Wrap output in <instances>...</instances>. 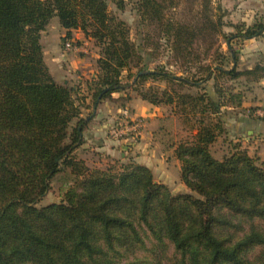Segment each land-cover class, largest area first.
Wrapping results in <instances>:
<instances>
[{"label": "trees", "instance_id": "16d2710c", "mask_svg": "<svg viewBox=\"0 0 264 264\" xmlns=\"http://www.w3.org/2000/svg\"><path fill=\"white\" fill-rule=\"evenodd\" d=\"M108 1L117 11L127 6L126 0H0V264H264V159L239 143L220 159L211 150L224 132L223 108L244 98L220 80L264 78V60L238 70L232 45L264 36V16L232 23L220 0H200L193 21L182 22L173 9L179 0H137L141 22L184 64L198 57L194 42L208 54L223 35L229 67L174 72L170 62L145 67ZM53 18L66 30L62 41L79 29L99 48L87 81L92 104L132 90L171 107L186 131L173 155L190 192L172 193L132 158L99 167L78 157L91 117L80 116L82 98L44 62L40 36ZM129 98H120L121 108ZM60 172L71 183L63 199L38 206Z\"/></svg>", "mask_w": 264, "mask_h": 264}, {"label": "crops", "instance_id": "0c3cea01", "mask_svg": "<svg viewBox=\"0 0 264 264\" xmlns=\"http://www.w3.org/2000/svg\"><path fill=\"white\" fill-rule=\"evenodd\" d=\"M220 1L228 12V21L232 23L244 22L250 25L255 19L264 16V0ZM53 20L54 26L59 24L56 18ZM231 30L226 29L228 32ZM56 35L51 47L52 54L46 58V46L42 41L46 64L56 80L73 87L74 95L82 98L80 116L86 118L90 114L91 117L83 129V142L76 149L78 157L90 166L99 167L116 159L126 161L132 158L150 168L156 180L165 183L170 189L190 192L181 181L180 164L173 155V145L186 134V131L171 107L165 104H152L132 90L114 92L111 94V100H103L97 105L92 104V91L87 81L95 76L98 48L88 50L86 45L93 46V41L85 38L79 29H74L71 31V37L78 44L85 45L87 52L61 53L58 47V32ZM236 44L239 45L238 70L249 69L255 62L264 60V36L241 40ZM250 86L251 95L249 98L244 97L240 106L229 105L223 108L224 132L216 138L211 147L212 154L218 159L228 153L235 143L246 148L250 155L264 159V119L253 114L254 109L264 105V78L250 82ZM127 94L130 98L124 108L129 109L133 115L141 116L145 121L140 137L130 146L109 134L113 119L120 116V111L124 109L120 106V98ZM216 145L218 150L214 151Z\"/></svg>", "mask_w": 264, "mask_h": 264}, {"label": "rangeland", "instance_id": "374dc122", "mask_svg": "<svg viewBox=\"0 0 264 264\" xmlns=\"http://www.w3.org/2000/svg\"><path fill=\"white\" fill-rule=\"evenodd\" d=\"M126 1H127V6L123 11H117L114 4H112L110 1H108V5L112 11H116L117 16L122 21H124L125 26L128 27L132 41L136 42V44L139 45V54L146 59L145 67L147 69L154 68L156 64L159 63L161 64L166 62H170L171 66L169 67V69L174 72H178L180 70H186L188 67H191V70H194L198 66H202V67L209 66L212 68L215 65H223L224 67H229L231 65V61L227 51V44L223 35L221 34L216 37V44L208 53L210 55L211 53H213V49L216 46H219L218 55L211 54L213 56H209L208 54H204L205 44H203L202 42H194L191 48L194 54L195 53L198 54V57L192 58V60L189 63L185 62L184 64L182 59L175 58L174 55H172V53L170 52V50H168V45H167L168 43H166L165 40L160 39L156 34H154L153 26L145 25L144 23L141 22L139 14L134 8V6H136L135 3H137V0H126ZM199 1L200 0H179V3L176 5L177 7L173 8L175 9L176 18H180V21L182 22H186L190 20L193 21L194 19L193 16H195L196 11L199 9ZM225 19L226 20L229 19L228 15L225 16ZM50 23L46 27V29L41 32V36L43 37L40 36L41 44L43 41L44 46H46L45 51L47 52H45V58L47 55L49 56V54H52L51 47L55 42V37H57L56 35L57 32L59 34V38L57 40H58V47L60 49V52L70 54L71 52L69 53L65 52L61 45V43L63 42L62 39L66 34V30H64L59 24H55L54 26L53 19H51ZM52 25L54 27H52ZM48 28H50V33H48ZM230 28L231 27H224V31L228 32L226 31V29H230ZM147 35H149L151 42L145 39V36ZM232 45L235 48L239 47V45L234 42ZM86 46L88 47V50H92L94 49V47H97L94 41H93V46H91L90 44H87ZM219 54L223 56L222 61H220V63L218 62ZM193 56L195 57V55ZM43 58H44V54H43ZM44 62L46 64V59H44ZM133 71H135V69ZM220 82L222 83V85H224L225 88H227L228 91L230 89L231 92H237V91L242 92L245 98L246 97L249 98L251 95L249 94L251 92V86L250 83H248L245 80V77H239L238 79L235 80H229L225 77L222 78ZM215 149L218 150L217 145L214 147V151ZM108 164L109 163H107V165ZM70 184H71L70 181L64 179L63 172L57 173L55 176H53L50 179L49 189L47 193L38 201L37 205L42 206L53 202L61 201L64 197L65 192L68 190ZM170 190L174 194L187 193L174 189H170ZM138 256L141 255L139 254Z\"/></svg>", "mask_w": 264, "mask_h": 264}, {"label": "built area", "instance_id": "2783aa9c", "mask_svg": "<svg viewBox=\"0 0 264 264\" xmlns=\"http://www.w3.org/2000/svg\"><path fill=\"white\" fill-rule=\"evenodd\" d=\"M62 47L65 52H87V47L78 44L72 37L64 38ZM253 114L264 119V105H261L253 110ZM144 119L141 116H136L130 113L129 109L124 108L120 111V116H117L109 128V134L112 138L123 141L130 146L137 142L141 135Z\"/></svg>", "mask_w": 264, "mask_h": 264}, {"label": "water", "instance_id": "95a60500", "mask_svg": "<svg viewBox=\"0 0 264 264\" xmlns=\"http://www.w3.org/2000/svg\"><path fill=\"white\" fill-rule=\"evenodd\" d=\"M139 74H141V73H138V75H139ZM138 75H137V76H138ZM137 76L135 77V79H134V80H136V79H137Z\"/></svg>", "mask_w": 264, "mask_h": 264}]
</instances>
